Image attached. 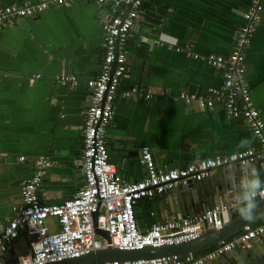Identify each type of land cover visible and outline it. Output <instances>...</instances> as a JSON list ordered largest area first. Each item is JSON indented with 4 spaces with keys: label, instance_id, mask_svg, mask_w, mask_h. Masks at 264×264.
<instances>
[{
    "label": "crops",
    "instance_id": "obj_1",
    "mask_svg": "<svg viewBox=\"0 0 264 264\" xmlns=\"http://www.w3.org/2000/svg\"><path fill=\"white\" fill-rule=\"evenodd\" d=\"M1 1L21 5L39 0ZM252 1L144 0L126 44L127 70L119 84L114 116L105 133L110 160L124 181L145 176L141 162L144 146L151 149L156 164L161 167H185L202 158L253 148L257 157H262L252 163V168L264 180V148L249 125L239 117L228 115L220 104L201 107L196 100L188 103L182 96L185 93V97L198 98L205 96L211 87L220 88L222 71L177 50L189 49L200 55L228 54ZM126 10L119 0L103 3L73 0L34 16L8 19L3 25L0 234L15 215L21 183L33 175L36 159L45 158L50 163L38 187L43 202H62L84 185L81 154L85 111L91 99L88 81L101 71L103 24ZM244 56L252 99L264 118V8ZM64 75L75 76L76 83H63L60 77ZM21 156L26 159L22 160ZM196 186L203 200L200 212L216 204L233 202L243 193L233 192L231 197L217 201L220 197L215 191L202 193L211 189L205 178ZM170 194L168 191L136 204L140 228L146 229L156 221L200 213L189 207V213L182 215L178 197ZM234 207L225 220L233 217ZM256 221L255 225L264 222V215ZM47 224L52 229L58 228L54 219H49ZM24 233L30 251L31 236L26 232H21L8 248L20 238L25 241ZM12 259L11 251L0 253V264H13Z\"/></svg>",
    "mask_w": 264,
    "mask_h": 264
},
{
    "label": "built area",
    "instance_id": "obj_2",
    "mask_svg": "<svg viewBox=\"0 0 264 264\" xmlns=\"http://www.w3.org/2000/svg\"><path fill=\"white\" fill-rule=\"evenodd\" d=\"M71 1L73 0H39L36 3L18 5L4 4L0 0V41L3 25L8 19L34 16L51 6ZM96 1L103 3L107 0ZM119 1L124 3L127 10L114 15L103 24L104 56L101 71L96 78L88 81L91 99L85 111L81 154L85 183L73 196L62 202L45 203L39 197L38 187L43 180L44 169L50 163L45 158L36 159L33 175L21 183L20 203L15 209V215L0 234L2 254L21 232L31 236L30 251L13 264H45L66 257L80 256L109 245L132 249L146 245L178 244L195 239L206 225L221 227L225 216L238 203L240 197L233 202L210 206L200 213L156 221L146 229L138 225L136 204L143 199L167 193L188 180H202L225 163L237 161L246 166L262 157H257L255 149L248 148L226 155L202 158L185 167H161L156 164L151 149L144 146L141 148V162L146 169L145 176L135 181L122 179L110 160L105 133L113 119L116 94L127 70L126 44L144 0ZM263 8L262 0L252 1L244 12L245 22L239 27L234 38V47L228 54L200 55L189 49H177L188 57L207 61L219 68L223 75V85L220 88L211 87L205 96L198 98L185 97L183 93L185 100L188 103L196 100L201 107L220 104L228 115L239 117L249 125L262 148L264 118L252 99L251 85L245 77L244 55L257 30ZM60 79L63 83H76V77L72 75H64ZM135 90L134 88L133 91ZM20 158L26 159L25 156ZM261 196L264 195H258L256 199ZM95 212H98V227L109 233V240L97 232ZM49 219L56 221L57 229L48 226ZM261 233H264V222L247 227L201 255L174 257L172 263L201 264L205 259L215 258L223 252L232 251L243 243L250 242ZM107 264H170V259L114 260Z\"/></svg>",
    "mask_w": 264,
    "mask_h": 264
},
{
    "label": "water",
    "instance_id": "obj_3",
    "mask_svg": "<svg viewBox=\"0 0 264 264\" xmlns=\"http://www.w3.org/2000/svg\"><path fill=\"white\" fill-rule=\"evenodd\" d=\"M233 165H236V167L233 168ZM252 169H254L252 168V164L243 166L237 161L225 163L217 167L213 173L205 178L210 183L211 189L209 191L204 190L202 193L206 194L208 192L212 194L215 191L220 197V199H216L217 201L225 196L231 197L233 192H235V195H240L245 190L242 180ZM197 183H200V180L191 179L170 190V195L172 197H178L179 199V208L182 215L189 213V207H192L194 212H200L202 209L203 200L198 196ZM206 184H203L205 188ZM213 199H215L214 196ZM252 212L253 219L250 221L245 222L238 215L229 217L224 220L221 227L206 225L197 238L182 241L178 244H163L160 246L146 245L142 248L132 249L109 245L91 250L80 256L66 257L45 264H107L114 260L134 261L138 259L155 260L159 258H169L170 262H172L174 257L183 258L186 254L201 255L230 237L244 231L259 217H262L264 215V196L256 199V204ZM97 218L98 212H95L94 223L97 232L109 240V233L98 227ZM22 236L25 237V241L20 238L17 243L11 245L6 251L12 252L13 259L10 263H16L19 256L29 252L28 239L25 233ZM201 264H264V233L259 234L251 242L243 243L232 251L223 252L212 259H205Z\"/></svg>",
    "mask_w": 264,
    "mask_h": 264
},
{
    "label": "clouds",
    "instance_id": "obj_4",
    "mask_svg": "<svg viewBox=\"0 0 264 264\" xmlns=\"http://www.w3.org/2000/svg\"><path fill=\"white\" fill-rule=\"evenodd\" d=\"M242 184L245 190L233 210L241 220L247 222L253 219L252 209L255 207L256 197L264 195V180L255 169H252L243 178Z\"/></svg>",
    "mask_w": 264,
    "mask_h": 264
},
{
    "label": "trees",
    "instance_id": "obj_5",
    "mask_svg": "<svg viewBox=\"0 0 264 264\" xmlns=\"http://www.w3.org/2000/svg\"><path fill=\"white\" fill-rule=\"evenodd\" d=\"M237 214H236V212L233 210L232 211V216L234 217V216H236ZM255 223V222H254ZM254 223H252V225H255ZM256 223H257V221H256Z\"/></svg>",
    "mask_w": 264,
    "mask_h": 264
}]
</instances>
